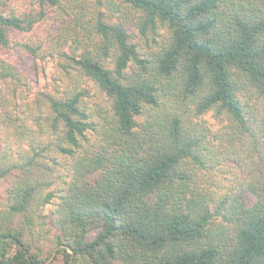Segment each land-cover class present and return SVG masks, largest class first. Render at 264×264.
<instances>
[{
	"label": "trees",
	"instance_id": "trees-1",
	"mask_svg": "<svg viewBox=\"0 0 264 264\" xmlns=\"http://www.w3.org/2000/svg\"><path fill=\"white\" fill-rule=\"evenodd\" d=\"M251 91L264 0H0V264H264Z\"/></svg>",
	"mask_w": 264,
	"mask_h": 264
},
{
	"label": "rangeland",
	"instance_id": "rangeland-1",
	"mask_svg": "<svg viewBox=\"0 0 264 264\" xmlns=\"http://www.w3.org/2000/svg\"><path fill=\"white\" fill-rule=\"evenodd\" d=\"M50 30L51 23L45 21L37 26L33 32L23 33L22 37L23 40H34L35 42L46 41L48 39ZM15 58V55H13L12 59L15 60ZM19 64L24 68L32 80L34 88L45 82L47 72L51 73L53 70L51 63L38 62V65H36V61L29 57H25L23 62L19 61ZM43 65L46 66L45 71L42 67ZM250 94L252 96V99L250 100L252 103L251 107L257 113L256 117H258L260 121L258 123L259 126L253 129L255 137H248L244 144L239 142L238 145H236L238 149L240 148L239 146H245L239 149L242 153H239L235 156L236 161L230 160L228 163L225 162L226 165H224L225 167H222V169L225 170L223 175L226 177H219L222 172L218 168L215 171L217 173L218 170V174L211 176L212 181L217 179L219 185L224 187L228 186L229 182H233V180L245 181L246 179L250 178L252 174L257 172L258 169H264V156L260 154L261 150H259L260 148L262 149V146H264V142L262 140V136L264 135V101L261 98H257L254 92L251 91ZM203 121L211 128V130H213L214 133H218L221 128L220 126L227 122L225 118L222 120L217 119L213 113L207 114L203 118ZM256 146H258L259 149L253 151ZM233 155L234 153L231 154V156ZM48 208L49 207H47L46 212L49 211ZM54 262V264H62L59 257L58 259L54 260Z\"/></svg>",
	"mask_w": 264,
	"mask_h": 264
}]
</instances>
